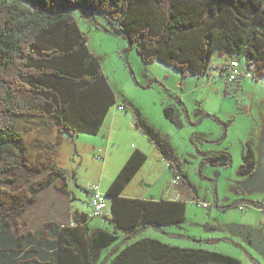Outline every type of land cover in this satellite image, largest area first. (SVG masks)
<instances>
[{
	"label": "trees",
	"instance_id": "16d2710c",
	"mask_svg": "<svg viewBox=\"0 0 264 264\" xmlns=\"http://www.w3.org/2000/svg\"><path fill=\"white\" fill-rule=\"evenodd\" d=\"M71 9L75 10L68 12ZM85 9L94 17L105 16L131 47L136 43L145 63L162 62L182 78L208 75L216 51L226 61L238 57L255 80L264 77V0H0V175H9L0 178L8 186L0 187L2 264H94V256L103 249L108 253L104 263L112 258V264H243L220 252L150 238L131 243L140 229L185 222L186 201L196 198L181 176L176 201L122 197L148 159L139 149L107 190L112 217H100L112 230L91 233L84 217L73 227L49 221L39 232L23 231L21 216L49 186L76 199L68 189V175L55 164L56 149L67 137L99 134L117 103L100 59L79 29L76 14L89 13ZM229 63L220 74L228 83L240 84L242 74L229 82ZM119 107L132 110L137 129L173 167L168 145L140 110L132 103ZM33 132L37 136L27 143L24 134ZM52 133L53 141L46 138ZM229 160L225 152L204 159L224 167ZM37 176L42 178L31 182ZM57 180L63 184L58 186ZM202 242L195 239L196 244ZM42 251L47 252L43 257L36 255Z\"/></svg>",
	"mask_w": 264,
	"mask_h": 264
},
{
	"label": "rangeland",
	"instance_id": "374dc122",
	"mask_svg": "<svg viewBox=\"0 0 264 264\" xmlns=\"http://www.w3.org/2000/svg\"><path fill=\"white\" fill-rule=\"evenodd\" d=\"M76 16L117 99L99 134L67 137L54 157L55 164L69 177L68 189L76 196L73 207L88 220L91 233L113 227L103 217H93L90 188L100 187L111 218L112 199L107 190L131 153L139 149L148 159L122 197L176 201L178 188L172 190L170 182L177 171L196 198L186 201L185 222L162 229L149 227L139 234L140 229L131 243L150 238L171 246L220 252L243 264H264V77L255 80L239 61L240 84L228 83L220 73L224 65L238 61V57L226 61L216 51L208 75L182 78L176 69L162 62L145 63L137 44L131 47L126 36H115L114 26L105 16H81L80 12ZM126 103L138 108L168 145L173 167L136 128L132 110L118 109ZM36 136L35 132L24 134L27 143ZM46 138L53 141L55 134ZM219 152L229 154L228 166L204 161ZM73 173L75 178L71 177ZM8 177L0 175L3 180ZM40 178L34 177L31 182ZM57 183L62 185L63 181ZM0 187L8 186L0 183ZM69 200L54 185L40 192L38 202L21 216L24 232L43 230L45 220H55L56 209L70 207ZM204 204L214 208H205ZM228 206L231 208L223 209ZM196 238L202 244H196ZM45 253L36 255L43 257ZM107 255L105 249L101 250L94 256V264H112V258L104 263ZM53 256L56 259V253ZM4 257L0 254V264Z\"/></svg>",
	"mask_w": 264,
	"mask_h": 264
},
{
	"label": "built area",
	"instance_id": "2783aa9c",
	"mask_svg": "<svg viewBox=\"0 0 264 264\" xmlns=\"http://www.w3.org/2000/svg\"><path fill=\"white\" fill-rule=\"evenodd\" d=\"M229 82H234L236 78L242 74L240 71V63L236 60L231 61L227 68ZM120 111H123V107L118 108ZM180 175H176L173 182H170V188L174 189L178 187L179 183L182 181ZM91 194L93 195V217H100L106 213L107 203L104 196V193L101 191L99 186H94L90 188ZM205 208H214V205L210 206L204 204Z\"/></svg>",
	"mask_w": 264,
	"mask_h": 264
},
{
	"label": "crops",
	"instance_id": "0c3cea01",
	"mask_svg": "<svg viewBox=\"0 0 264 264\" xmlns=\"http://www.w3.org/2000/svg\"><path fill=\"white\" fill-rule=\"evenodd\" d=\"M133 123L135 124V122L133 121ZM136 126V125H135ZM137 128V127H136ZM58 181V180H57ZM56 181V182H57ZM55 182V183H56ZM58 186H61L60 184L57 183ZM64 194V193H63ZM123 195V194H122ZM68 196V195H67ZM124 197V196H123ZM76 198V196H75ZM125 198H130V197H127L125 196ZM134 199H138V198H134ZM76 200V199H75ZM140 200H147V201H159V200H154L152 198H147V199H140ZM73 201L70 200L68 201V206H70L68 209L66 210H62V209H56L55 212H54V215H55V220L53 219V217H50L48 218L47 220H45V222H49V221H53L55 222L57 225L63 227V226H70V227H73L76 222L75 220L76 219H82L84 218V216L82 214H80L79 210L77 207H73ZM71 204V205H70ZM52 205H54V203H52ZM81 217V218H77L78 216ZM46 217V216H45ZM77 221V220H76ZM44 222V223H45ZM26 225V224H25ZM25 228V227H24ZM27 228L30 229L29 226H27ZM24 231V229H23ZM197 240V238H196Z\"/></svg>",
	"mask_w": 264,
	"mask_h": 264
},
{
	"label": "water",
	"instance_id": "95a60500",
	"mask_svg": "<svg viewBox=\"0 0 264 264\" xmlns=\"http://www.w3.org/2000/svg\"><path fill=\"white\" fill-rule=\"evenodd\" d=\"M17 1H19V2H25V0H17ZM73 10H75V9H71L70 11H68V12H71V11H73ZM86 10V9H85ZM86 11H88V10H86ZM89 12V11H88ZM90 13V12H89ZM91 14V13H90ZM92 16H93V14H91ZM115 36H121V35H124V33H122V32H119V33H115L114 34ZM126 60H127V57H126ZM142 231H144V229H142L141 231H139V233H141Z\"/></svg>",
	"mask_w": 264,
	"mask_h": 264
}]
</instances>
